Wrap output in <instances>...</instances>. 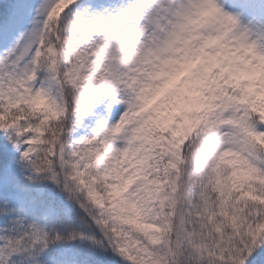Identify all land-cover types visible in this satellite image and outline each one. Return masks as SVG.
<instances>
[{"label": "snow or ice", "instance_id": "obj_1", "mask_svg": "<svg viewBox=\"0 0 264 264\" xmlns=\"http://www.w3.org/2000/svg\"><path fill=\"white\" fill-rule=\"evenodd\" d=\"M0 264H264V0H0Z\"/></svg>", "mask_w": 264, "mask_h": 264}]
</instances>
